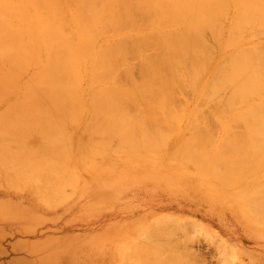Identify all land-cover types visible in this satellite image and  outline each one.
I'll list each match as a JSON object with an SVG mask.
<instances>
[{
  "label": "bare ground",
  "instance_id": "bare-ground-1",
  "mask_svg": "<svg viewBox=\"0 0 264 264\" xmlns=\"http://www.w3.org/2000/svg\"><path fill=\"white\" fill-rule=\"evenodd\" d=\"M116 157L129 180L172 176L264 223V0H0L7 184L57 205L75 162ZM174 232L152 227L116 264H192L157 242Z\"/></svg>",
  "mask_w": 264,
  "mask_h": 264
},
{
  "label": "rangeland",
  "instance_id": "rangeland-1",
  "mask_svg": "<svg viewBox=\"0 0 264 264\" xmlns=\"http://www.w3.org/2000/svg\"><path fill=\"white\" fill-rule=\"evenodd\" d=\"M128 61L135 71L132 77L139 79L138 68L134 69L137 62L131 57ZM117 158L98 168L102 173L75 162L78 171L73 166L76 180L71 183L76 185L70 184L74 192L65 187L72 197L47 207L41 194L33 193L36 185L27 179L29 186L23 184L19 177L24 189L14 188L5 181L12 172L6 175L0 167V264H116L115 252L135 245V239L156 225L175 230L171 237L158 236L165 252L174 243L190 254L192 264H264V223L237 214L235 208L241 206L237 200L218 204L172 176L129 180L123 161ZM241 191L245 193L246 188ZM107 237L113 243L103 244Z\"/></svg>",
  "mask_w": 264,
  "mask_h": 264
}]
</instances>
